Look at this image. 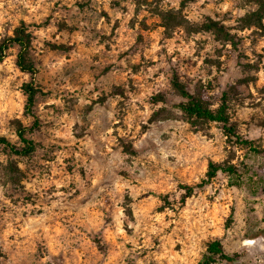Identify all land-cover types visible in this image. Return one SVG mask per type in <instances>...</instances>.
<instances>
[{"label":"rangeland","instance_id":"obj_1","mask_svg":"<svg viewBox=\"0 0 264 264\" xmlns=\"http://www.w3.org/2000/svg\"><path fill=\"white\" fill-rule=\"evenodd\" d=\"M254 0H0V43L21 22L36 66L28 155L0 147L1 264H197L220 239L231 261L264 264V18ZM170 11L181 25H164ZM214 20L231 35L203 29ZM0 61V135L30 127L15 64ZM176 75L231 122L190 123ZM163 99L153 102L151 96ZM158 111V114H154ZM233 163L184 198L208 161ZM236 182V183H234ZM165 196V197H164ZM249 241V242H248Z\"/></svg>","mask_w":264,"mask_h":264},{"label":"trees","instance_id":"obj_2","mask_svg":"<svg viewBox=\"0 0 264 264\" xmlns=\"http://www.w3.org/2000/svg\"><path fill=\"white\" fill-rule=\"evenodd\" d=\"M254 1L257 4V8L249 13H246L241 18L244 26H263L261 20L264 18V0ZM161 17L164 20L165 26H168L169 24H182L181 20L176 18V15L173 12H162ZM203 29L211 31L217 39L231 41V35L229 32L226 31L221 24L214 20L205 22L203 24ZM13 46L17 47L15 58L16 66L19 68V70L26 72L31 76L29 81L23 82L21 84V90L25 95L24 111L33 118V122L30 127H26L22 125L21 122L17 121L15 126V134L18 141L14 142L8 137L0 135V147L13 154L25 156L30 154L35 149L34 141L27 137L25 133L27 130L31 131V129L38 125V119L33 111V106L36 94L40 91V89L33 81V76L35 75L37 69L31 55V31L24 22H21L18 26H16L12 35L5 37L0 43V61L6 55V51ZM170 84L174 92L182 98L181 101L177 102L176 106L182 111L190 123H195L196 121L219 122L228 138H233V141L247 146L249 150H257L252 146L251 140L242 138L241 135L236 132L235 125L230 120L228 106L225 102V99H222V101L216 107L212 108L200 95H196L188 91L186 86L178 80L176 75L171 77ZM150 99H152L153 102H156L162 100L163 96L161 94H156L151 96ZM154 114H158V111H155ZM217 171L224 172L229 176L234 175L237 178L240 175L237 167L233 163L214 162L210 160L207 164L205 177L202 178L200 182L194 185L182 184V187L185 189L182 201L185 197L189 196L193 192L195 187H201L208 183L216 175ZM232 259L233 256H230L224 252L220 239L215 238L207 242L205 252L197 264H214L221 260L231 261Z\"/></svg>","mask_w":264,"mask_h":264},{"label":"bare ground","instance_id":"obj_3","mask_svg":"<svg viewBox=\"0 0 264 264\" xmlns=\"http://www.w3.org/2000/svg\"><path fill=\"white\" fill-rule=\"evenodd\" d=\"M249 242V241H248Z\"/></svg>","mask_w":264,"mask_h":264}]
</instances>
